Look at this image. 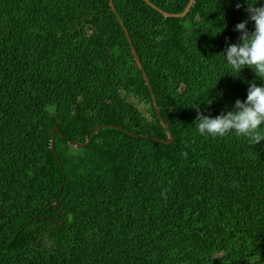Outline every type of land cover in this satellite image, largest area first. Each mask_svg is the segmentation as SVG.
Instances as JSON below:
<instances>
[{
	"label": "trees",
	"instance_id": "trees-1",
	"mask_svg": "<svg viewBox=\"0 0 264 264\" xmlns=\"http://www.w3.org/2000/svg\"><path fill=\"white\" fill-rule=\"evenodd\" d=\"M111 1L0 0V264H264V139L191 106L261 83L223 60L244 0Z\"/></svg>",
	"mask_w": 264,
	"mask_h": 264
},
{
	"label": "clouds",
	"instance_id": "clouds-1",
	"mask_svg": "<svg viewBox=\"0 0 264 264\" xmlns=\"http://www.w3.org/2000/svg\"><path fill=\"white\" fill-rule=\"evenodd\" d=\"M244 5L247 19L234 25L239 42L226 45L223 60L238 73L244 67L251 69L261 83L249 81L244 99L237 98L230 110L215 116L201 114L198 104L191 106L196 109L193 123L200 135L224 137L232 133L257 143L264 139V134L258 131L264 125V0H244ZM235 7L239 9L241 4L237 2ZM249 21L251 30L246 27Z\"/></svg>",
	"mask_w": 264,
	"mask_h": 264
},
{
	"label": "water",
	"instance_id": "water-1",
	"mask_svg": "<svg viewBox=\"0 0 264 264\" xmlns=\"http://www.w3.org/2000/svg\"><path fill=\"white\" fill-rule=\"evenodd\" d=\"M108 1H109V5L112 7V1H111V0H108ZM144 1H146V2H147L149 5H151L153 8L157 9V8H156L153 4H151L148 0H144ZM192 3H193V0H189L188 3H187V5H186V7L184 8V10H183L182 12H180V13H167V12H164V11H162V10H160V9H158V11H159L164 17H182V16H184V15L187 13V11L189 10V8H190V6H191ZM123 30H124L125 35H126V37H127V41H128V44H129V46H130V48H131V52L133 53L134 59H135L136 62L138 63L139 67L141 68V65H140V63H139L138 57H137V55H136V53H135V51H134V49H133V46H132L131 40H130V38H129V36H128L127 30H126L124 27H123ZM143 74H144V73H143ZM144 79H145L146 84H147L148 87H149V84H148V81H147V78H146L145 75H144ZM149 90H150V92H151L150 87H149ZM151 97H152V101H153L154 107H155L156 111L158 112V108H157V105H156L155 97H154V95H153L152 93H151ZM164 126L167 128V125H166V124H164ZM97 129H98V127L94 128V129L92 130V134L95 133V132L97 131ZM171 141H172V135L170 134V132H168V140H167L165 143L168 144V143H170Z\"/></svg>",
	"mask_w": 264,
	"mask_h": 264
}]
</instances>
